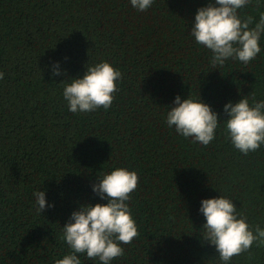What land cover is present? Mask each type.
<instances>
[{"label":"trees","instance_id":"16d2710c","mask_svg":"<svg viewBox=\"0 0 264 264\" xmlns=\"http://www.w3.org/2000/svg\"><path fill=\"white\" fill-rule=\"evenodd\" d=\"M209 2L154 0L138 11L130 0H0V264L62 259L70 251L63 226L81 204L108 202L92 186L118 167L139 177L127 202L139 236L110 264H222L200 236L207 198L232 199L250 226L264 228V144L244 155L224 121L207 146L166 123L177 95L200 94L220 119L229 101L264 100V34L254 60L217 69L190 35ZM238 13L258 22L264 0ZM101 61L122 73L111 107L71 112L61 81ZM55 62L62 75L51 74ZM39 190L54 205L42 213ZM229 264H264V246Z\"/></svg>","mask_w":264,"mask_h":264},{"label":"clouds","instance_id":"9594fccd","mask_svg":"<svg viewBox=\"0 0 264 264\" xmlns=\"http://www.w3.org/2000/svg\"><path fill=\"white\" fill-rule=\"evenodd\" d=\"M154 0H130L138 11H145ZM252 0H210L207 6L200 7L196 14L190 35L195 42L211 50L210 62L213 69L223 66L228 59H234L247 65L260 53V39L264 34V13L254 23V17L241 18V9ZM254 24V26H252ZM53 76L62 75L59 62H55ZM0 72V80L4 78ZM122 73L107 61L88 65L82 77L65 79L63 97L71 112H90L98 108L109 109L117 91V81ZM167 112L168 127H175L178 134L192 138L193 143L207 146L213 141L216 130L224 121L226 137L233 146L247 155L255 152L264 144V100L252 104L243 96L236 103L229 101L224 105L226 119H220L210 105L200 97L189 96L181 100L177 95ZM139 177L136 171L118 167L110 173L98 177L93 191L105 204H81L72 212L69 222L63 226L62 239L70 248L68 254L57 259L55 264H81L78 254L86 253L89 260L97 258L101 264H110L112 260L124 255L122 244H131L139 236L137 224L127 203L130 194L136 190ZM36 211L42 213L47 205L45 192L33 193ZM200 211L206 218L200 236L215 246L222 264H229L234 256L248 252L253 244L264 246V228L259 224L254 228L247 222L246 215L237 212L233 200L220 195L201 201Z\"/></svg>","mask_w":264,"mask_h":264}]
</instances>
